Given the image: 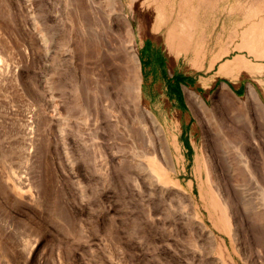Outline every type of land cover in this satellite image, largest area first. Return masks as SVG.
Returning a JSON list of instances; mask_svg holds the SVG:
<instances>
[{
	"label": "rangeland",
	"instance_id": "374dc122",
	"mask_svg": "<svg viewBox=\"0 0 264 264\" xmlns=\"http://www.w3.org/2000/svg\"><path fill=\"white\" fill-rule=\"evenodd\" d=\"M136 1H103L104 12L128 15L141 105L165 127L186 167L179 178L193 183L221 249L153 189L121 50L108 63L89 53L94 34L70 26L79 1L0 0V264H264L236 192L231 225L212 189L217 179L228 186L240 153H215L211 178L205 167L206 154L220 151L216 137L234 132L242 154L264 164V133L250 128L264 112L248 98L253 86L264 104V0ZM193 91L208 105L201 121ZM242 185L254 201V184Z\"/></svg>",
	"mask_w": 264,
	"mask_h": 264
},
{
	"label": "bare ground",
	"instance_id": "6f19581e",
	"mask_svg": "<svg viewBox=\"0 0 264 264\" xmlns=\"http://www.w3.org/2000/svg\"><path fill=\"white\" fill-rule=\"evenodd\" d=\"M78 1L79 3H77L78 5H76V8H74L75 10L73 11L74 13L71 17L70 26L75 32L74 34H94V43L91 46V49H89V53L92 55H97L99 61L108 63L110 59L109 51L113 52V50H121L120 59L123 64V68L125 69L124 72H126L128 78V99L130 100L134 96V107L131 108L132 111L128 107L127 109L130 114L131 112H135V120L137 119L138 126L140 128V133L138 135V138L140 136L142 141L140 154L142 153L141 156H143L153 164L152 166H150V168L148 166V168L150 169V171H148V174L152 181L153 189L156 192H160L159 194L161 196V199H163V201L166 202V204L170 206V208L174 209L176 213L178 212L181 218L186 219L188 222H191L200 231L204 232V234L208 236L210 243L212 244L211 246L221 249L222 246L218 242L217 236L212 229L208 228L204 220V214L199 212L198 196L193 193V183H189L188 187H185L181 179L179 178V176L182 175L183 170H186V167L183 165L182 168L181 160L176 159L169 135L167 134L165 127L163 126L157 114L151 109V107H142L141 105L142 88L141 82L139 80L140 56L136 42L133 38H130L131 30L128 15L122 13L118 14L114 17V19H112L109 18V12L107 14L104 12L103 1H106L108 5H112L113 7L117 8L121 7L124 4L123 0ZM133 2L134 0H130V3H128L133 6ZM112 20L115 23V26L112 24ZM109 34L112 35L109 36ZM77 43H79V41H77ZM98 47L101 49L99 52H97ZM195 56L196 60H201V51L198 50ZM134 67H136V77H134L132 73ZM124 69L121 68V70ZM190 95V97H192L193 99V101L190 102L192 110L198 120L201 121L199 110H201L203 112V115L206 116L208 112V105L205 99L196 91H193ZM248 98L258 104L260 109L264 112V104L261 102L253 86H249ZM130 104L128 103V105ZM221 107L229 110V106L225 102V100H222ZM132 115L134 117V114ZM250 122V128L253 132L254 130H256L255 128H257L260 132L264 133V122L262 120H260L259 118L250 117ZM131 124L132 123H130V125ZM223 132L225 133V131ZM218 137H216L214 143L217 144L218 148L220 147V151H214L213 153L207 152L208 154H206L205 157V167L208 178H211L212 170H215L217 172L218 165L215 161V153H217L218 156H222L220 153L223 149H225V147L240 153L241 162H243V164H241L240 170H226L228 175L225 178V180L228 182L227 187L223 186L221 179V183L219 179H217V184H214L212 189L218 197L219 206L222 209L225 220L230 222V224L232 222L230 221V218H236V216L234 215L236 213L232 210V206H235L233 200L240 203L242 209L245 210L247 214H251L252 220L250 221L254 226V229L256 230V233H254L256 234V240L259 246L262 247V252H264V164H252L250 161L251 158L249 159L250 156L248 157V155L245 156L246 154H242L241 148L243 143H241L240 140L237 139L235 132L234 135L222 134ZM132 140L130 141L133 142ZM141 143H139V145ZM246 179L250 180L252 184H254L257 192V196L255 195L256 197L254 198L255 200L253 201V199H251L250 203L246 202V198L244 197L243 193L244 187L242 185V182ZM239 187L241 190V194L239 193ZM233 191L236 192V195L238 197L235 196L232 200L231 198L233 195ZM213 249L214 248H212V250ZM216 260H219L218 262L220 264H227L226 261L221 257H218V259Z\"/></svg>",
	"mask_w": 264,
	"mask_h": 264
},
{
	"label": "crops",
	"instance_id": "0c3cea01",
	"mask_svg": "<svg viewBox=\"0 0 264 264\" xmlns=\"http://www.w3.org/2000/svg\"><path fill=\"white\" fill-rule=\"evenodd\" d=\"M220 34H225V33H224V30H223V33L221 32ZM233 34H241V32H240L239 29H237V30L234 29ZM235 69H237V66H235V67L232 66V68H230L229 71H228V70L226 71V69H225L224 71H225V72H230V71H233V70H235ZM224 71H223V72H224ZM248 90H249V88H248Z\"/></svg>",
	"mask_w": 264,
	"mask_h": 264
},
{
	"label": "trees",
	"instance_id": "16d2710c",
	"mask_svg": "<svg viewBox=\"0 0 264 264\" xmlns=\"http://www.w3.org/2000/svg\"><path fill=\"white\" fill-rule=\"evenodd\" d=\"M189 148H190L189 150L192 151V148L190 146H189Z\"/></svg>",
	"mask_w": 264,
	"mask_h": 264
}]
</instances>
